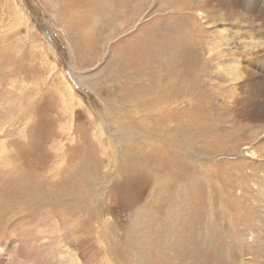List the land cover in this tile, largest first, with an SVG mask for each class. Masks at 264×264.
Wrapping results in <instances>:
<instances>
[{
  "label": "rangeland",
  "instance_id": "374dc122",
  "mask_svg": "<svg viewBox=\"0 0 264 264\" xmlns=\"http://www.w3.org/2000/svg\"><path fill=\"white\" fill-rule=\"evenodd\" d=\"M164 1L109 0L146 6L123 32L83 45L67 11L74 0H0V264H264L263 230L250 228L264 227V131L237 128L242 83L216 79L211 62L185 69L173 101L146 121L166 149L120 138L128 93L155 79L136 35L168 25L186 40L181 52L204 62L219 49L237 58L245 42L241 76L254 73L252 54L264 46V28L243 12L212 25L205 12L220 10ZM115 64L131 76L120 88ZM165 123L174 128L164 134ZM185 127L193 140L173 150Z\"/></svg>",
  "mask_w": 264,
  "mask_h": 264
},
{
  "label": "bare ground",
  "instance_id": "6f19581e",
  "mask_svg": "<svg viewBox=\"0 0 264 264\" xmlns=\"http://www.w3.org/2000/svg\"><path fill=\"white\" fill-rule=\"evenodd\" d=\"M131 1H133V0H131ZM175 2H176L175 6L180 9V7H182V5L177 1H175ZM202 2H203V6L209 7V9H210L209 11H213V10L214 11L215 10L221 11V12L219 11L220 13L217 16H213V15H209V14L207 15L205 12V16L207 17L206 21L209 22V24L216 25L217 22L218 23L224 22L223 20L226 19L227 13H229V11H234V12H237L239 14H241L243 12L244 13L243 15L248 18V20L250 21V24L253 21L254 22L259 21L260 27L264 28V0H200L198 5H202ZM70 3H74V5H71ZM70 3L68 5L70 7H69V9H67V11L70 10L68 12L69 15L71 17H73V19L77 20V22L80 25L79 37H80V41L82 44L85 40L90 39V37H93V35H95V34H99L100 38L102 40H104L106 37H109V36L112 37L113 34H115L117 31L123 32V30L128 25L129 21H132L135 18V16H138L140 11L142 10V7L146 6V4L143 6H141V4H140V7L138 6V8H136V5L131 6L132 4L129 5V4H127V2H124L121 5V8L117 9V8H115L114 5L112 6V5L108 4L109 0H74V2H70ZM143 3H144V0H143ZM124 4L125 5L127 4V5L123 7ZM161 4H162V2H161ZM165 4L168 5L167 3H165ZM169 6H170V4L168 5V7ZM162 10H163V8H162ZM214 15H215V13H214ZM123 19L125 20L124 22H123ZM99 27H100V30L98 31L97 29ZM77 28H78V26H77ZM246 31H247V29H246ZM188 34H189V32H188ZM181 35H182L181 33H178V32L176 33L173 30V28H171L170 26L167 25L166 27H164L160 31H158V30L156 32L154 31V34H152V36L150 37L151 39L147 38L146 36L140 35V34H138L134 37V39H135L134 41L138 42L140 44L139 49L141 51H143V53L148 52L149 54H151V53L153 54V56H150V57L151 58L153 57L152 59H154L157 63V65L154 67L156 80L154 79L153 83L151 80V82H150L151 84L150 83H147V85L145 84L146 86L143 90L144 92L142 91V94H138L137 92H138L139 87H141V88L143 87V85H144V84H142L143 82H138V83L135 82V89L132 90L131 94L128 93L129 98L132 100V103H133L132 107L133 108H130V109L124 108V112H125V115H127L128 117L131 118V120L125 121V124L122 123L121 128L124 129L123 131H125V133L126 132H128V133H126V135H124L120 138L123 140H125L126 138L129 140H132V141L134 140L138 144H140L142 148H144L146 146V147H150L151 149H153V148L157 149V151H158V149L161 150L162 147H164V145L158 143V142H160V139L154 138L153 135H151L152 134L151 131H153L154 129H157V125L155 128H153V125L147 124L146 121H148L150 118L154 119L155 116L157 117L158 115L162 114L164 109H166V107H168L170 105V103L173 101L174 93L176 91L175 87L178 88V86H176L177 85L176 82H179L180 80L186 79L184 77H178V73L184 74V73H186L185 69H188V70H190V74H191L193 71L198 70L201 65L206 66V64L209 62L214 64L215 69H213L212 71H214L215 74L217 75L216 79H219V80L222 79L224 82H233L234 83L237 81V82L242 83V87L244 88V92H243V94L242 93L237 94V128L240 130L242 128V131L245 130L244 131L245 134L250 130L251 131L255 130L256 133H258L259 131H264V46H262L260 49H255L254 53L252 54L254 56L252 57L251 60L255 61L254 63H256L255 64L256 70L254 71V73L251 74L252 73V71H251V72H247L246 74L241 76V74H240L241 62L238 59H239V56L243 57L242 52L245 51L244 50L245 48L243 49L245 42H243L244 43L243 46H240L236 51L238 59L235 58V56H233V55L227 56L225 51H221V49L218 48L220 51L214 50L213 52L212 51L209 52L208 55L206 56V61L204 62L201 58L202 56L194 53V51H192V49H190V51H189V49H186L185 47H183V49L187 52L186 57L187 56L188 57L186 58L184 53L182 54V52L184 50H182V52H181V49H180L178 44L179 43L181 44L182 40L183 41H186V40L183 39V37H181ZM253 36H254L253 33H251L250 31H248L245 34L246 38H252ZM262 36L264 37V35H262ZM224 38H225V36H224ZM155 39L157 40V42L154 41ZM188 39H189V37H188ZM247 42H246V45H247ZM259 42H261V40ZM259 42H257V43H259ZM215 46L219 47V45L217 43ZM81 47L82 46H80V48ZM208 51H209V49H208ZM181 55H184V56L181 57ZM144 59L146 60V58H144ZM240 60H242V59H240ZM144 66H149V65L146 64V65H143L142 67H144ZM208 66H209V64H208ZM127 68H129V67H127ZM150 71H152V69ZM188 74H189V72L186 73V75H188ZM148 75H149V73H148ZM111 76H112L113 80L117 81L116 86L112 85L113 87H116V88H120V82H121V85H123V83L126 82L127 76L129 79H131V76L129 74L127 75L125 68H121L120 64L119 65L115 64L113 66V71L111 73ZM121 80H123V82ZM138 80H139V78H138ZM128 81L129 80H127V82ZM132 83H133V81H132ZM132 83H130V84L132 85ZM125 86H127V85H124V87ZM127 90H129V89H127ZM130 90H131V88H130ZM129 104H130V102H129ZM110 110L112 113H115V114L118 113L119 111H120V113H121V111H123L120 109V107L115 108L112 105L110 106ZM168 112H169V110H168ZM206 115H208V114H206ZM210 117H213V115ZM154 121H155V119H154ZM194 122L195 121H193L192 124H194ZM190 124H191V122L189 123V127H190ZM185 126H187V125H185ZM187 127H185L184 130H182V133H184V136L181 137V139H179V137H178L177 142L173 143L174 144L173 150L179 149L181 145L188 146L190 141L193 140V138H192L194 135L193 130H189V129H187ZM172 128H174V126L169 125V123H167V124L165 123L163 125V127L162 126L159 127V129H162L161 132L165 131V132H163L164 134L167 133V131H169V130L170 131L173 130ZM210 128H212V127H210ZM206 130H207V128H206ZM255 131L253 133H255ZM256 133L254 135H256ZM175 138H176V136H175ZM187 143H188V145H187ZM165 149L163 151H165ZM184 149L185 150L182 154L185 156H186V154H188V156H189L190 153L187 151L186 148H184ZM137 152H138L137 156H139V157L143 153V151H141L140 147L137 148ZM158 152H161V151H158ZM166 153H168V152H166ZM143 154L141 157H143ZM250 228H254V230L262 229L263 232L261 234L263 235V233H264V227H261L259 225V223L253 224V226ZM252 241H253V243H257L258 242L257 237L252 238L251 243H252Z\"/></svg>",
  "mask_w": 264,
  "mask_h": 264
}]
</instances>
